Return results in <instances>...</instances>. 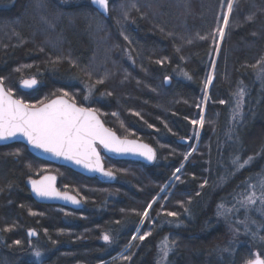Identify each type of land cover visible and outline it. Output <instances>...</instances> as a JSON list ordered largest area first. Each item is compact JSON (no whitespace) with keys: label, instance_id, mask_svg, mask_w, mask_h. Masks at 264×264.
<instances>
[{"label":"trees","instance_id":"trees-1","mask_svg":"<svg viewBox=\"0 0 264 264\" xmlns=\"http://www.w3.org/2000/svg\"><path fill=\"white\" fill-rule=\"evenodd\" d=\"M124 1L135 8L129 24L122 19L116 24L113 15L107 21V32L120 50L115 59L119 69L111 81L97 86L96 96L104 95L102 102L94 105L81 98L77 102L103 115L120 113L133 138L155 149L156 163L110 161L127 173H119L115 184L106 185L45 164L22 145L0 147V246L8 248L6 262L160 264L158 247L167 239L175 243L165 264H245L251 258L249 242L224 255L217 253L226 233L215 212L226 192H240L243 182L260 174L264 166V157L259 158L264 154V78L257 76L264 67V0L111 3ZM230 2L233 11L219 49L217 28L223 27ZM89 11L97 13L86 0H0V78L16 83L21 72L17 69L28 66L25 74L50 92L75 91L86 84L94 71L91 59L100 26L90 21ZM56 47L67 56L59 64L47 59ZM213 68L199 153L186 162L190 149L182 141H195L198 128L192 121L201 116L205 83ZM240 89L247 94L241 114L233 119ZM109 119L105 125L117 132ZM249 156L253 159L238 168ZM26 162L59 170L64 181L58 188L66 186L82 201L83 209L36 203L27 188ZM178 168H182L179 182L170 184ZM220 185L224 186L218 191ZM145 210L147 218L138 215ZM167 212L178 215L170 217ZM257 223L264 242V215ZM3 225L12 230L4 232ZM31 229L38 241L34 249L28 246ZM148 232L151 235L140 241L138 237ZM105 233L112 243L102 240ZM16 241L20 244L14 245ZM38 249L42 255L35 261L31 256ZM259 253L264 258L260 247Z\"/></svg>","mask_w":264,"mask_h":264},{"label":"snow or ice","instance_id":"snow-or-ice-1","mask_svg":"<svg viewBox=\"0 0 264 264\" xmlns=\"http://www.w3.org/2000/svg\"><path fill=\"white\" fill-rule=\"evenodd\" d=\"M101 13L107 14L109 12V0H89ZM233 11V3L227 4V12L231 14ZM125 16L127 14L125 13ZM252 19V17H248ZM228 25V18L225 16L223 20L224 27L217 28V34L220 40H223L225 32L224 28ZM206 39V37H200ZM127 39V37H125ZM190 42V41H189ZM157 63H163L162 60H158ZM257 67V66H253ZM20 69H17L19 71ZM188 79H191L187 73L184 74ZM261 77H264V71L260 73ZM170 79V78H169ZM103 81H97L102 83ZM211 83V77L206 81L205 87ZM37 84L35 79L23 81V85L26 88H32ZM244 90L240 89L236 93L237 102L234 109L233 119H236L240 115L241 105L244 98ZM64 97L68 96V93L63 94ZM223 103V101H221ZM115 115V114H114ZM138 115V114H137ZM193 124H199L201 127L204 125V119L201 117L198 121H192ZM22 136L27 139L28 143L34 148L42 149L44 152L51 153L57 157H63L66 160L72 161L75 164L82 165L84 168L93 172H100L104 176L112 177L111 171H105L103 165L100 162L99 153L96 151L95 144L99 142L112 152H133L140 156H143L149 161H153L156 158L154 150L147 145L136 144L132 141L120 140L115 133L105 128L98 116L96 110L91 108L77 107L75 103H70L63 97L53 100L51 103L37 108L34 105L24 103L22 100L13 99L11 90H6L4 87V80L0 78V141H7L17 136ZM192 151H195L193 149ZM13 155H19L14 153ZM189 152L187 156H190ZM253 157L249 156L246 161L238 164V168H243L245 164L249 163ZM177 172L180 171L178 168ZM52 178H46L47 181H51ZM179 179V177H177ZM32 191L38 197L41 198H60L71 203L79 205L81 203L75 196H71L68 193L58 192L53 185L45 181H32ZM261 196L259 199L264 203V178L260 181ZM255 187V185H252ZM256 194L253 192L247 196L246 200L242 201L244 204H255ZM155 203V201H153ZM148 209L152 207L149 204ZM32 215L37 213L33 212ZM143 218L148 217V211L145 210L142 213H138ZM167 216L176 217L178 214L175 212H167ZM119 223V221H117ZM29 235H36L35 232H29ZM151 232L140 235L138 238L140 241L150 236ZM105 243H112V237L105 233L102 237ZM133 240L137 239V236L132 237ZM16 244H20V241H16ZM55 243V241H53ZM174 241L165 239L160 246V264H165L168 259L169 252L172 251ZM36 258L41 257V252L36 251L34 253ZM125 259H131V257H125ZM246 264H264V259L260 258L257 254L255 259L246 261Z\"/></svg>","mask_w":264,"mask_h":264},{"label":"rangeland","instance_id":"rangeland-1","mask_svg":"<svg viewBox=\"0 0 264 264\" xmlns=\"http://www.w3.org/2000/svg\"><path fill=\"white\" fill-rule=\"evenodd\" d=\"M111 1L112 0H109V12L107 13L106 16L102 15V16H104L103 17L104 19L102 21V19L100 17L101 14L98 12V10L95 7H93V5L89 2V0H86V3L90 4L97 11V13H90V11H89V13L91 15L89 18L90 21L94 22L95 27H98L100 25L97 28L96 36H95L97 48L94 51L93 58L91 59L92 60L91 61L92 66L94 67V71H93L94 73L92 72V74H90V77H89L86 84L81 83L80 88L75 89V91H69L68 92V91L59 90V89L54 88V90L52 92H50V90L48 88H46L45 86H41L40 83L35 78L27 76L25 74L26 71L28 69H30V67L22 66L20 69L21 70L20 79L16 80V83L10 82V81L8 83H4L6 90H11V95L13 97H15L16 99L22 100L26 104L34 105L37 108L49 103L50 101H52L55 98L64 97L63 94L65 92L68 93V96L64 97V98H67L68 100H70L71 102H73L77 105L79 104L77 102V100L80 98H81V100L85 101L86 103L91 102V103H94V105L99 103V102H102L104 95L101 94L100 96H96L97 86L103 84L104 82L111 81L112 78L114 77L115 73L119 69V65L115 61V59L118 58V56H119L118 51H120V50H118V48L116 46H114L115 43H114L113 37H111L112 34H109L107 32L108 29L110 28L108 26V22H109L108 20L110 19V16L113 15V17L116 19L115 20L116 24H117V22L119 23V19H122L124 23L129 24V22L131 21L130 12H132V10L135 9L132 3L130 4L129 2H125V1L124 2H113V3H111ZM125 13L127 14V16H125ZM226 16H227V18H229L230 14H228V12H227ZM97 23H98V25H97ZM225 31H226V28H224V32ZM105 32H107V33H105ZM104 33H105V36H104ZM221 42H222V40H220V38H219V47H218L219 49H220ZM53 51L55 54L53 56H49L47 58L53 64L54 63L59 64V62H62L64 59L67 58V56L65 54H63V51H60L59 47H56L55 49L53 48ZM121 69L124 70V68H121ZM261 71H264V67L260 68L257 71V76H258L259 80L264 78V77L260 76ZM210 77H211V83L207 85V92H206V95H205V97L201 103V108H202L201 116L198 120H200L201 117H203V119L205 118L206 106H207V101H208L207 95H208V92H209L211 85L213 83V80H214V68L212 69V71L209 75V78ZM31 79H35L37 81L38 87L35 90H31L29 92L27 91L26 92L27 95H25L24 92H19L20 91V85L23 83V81L31 80ZM97 81H103V82L97 83ZM82 85H84V86L82 87ZM39 88H42L43 92L41 94L40 93L35 94L34 92L37 91V89H39ZM244 93H245V95L247 94L245 92V90H244ZM245 95H244V97H245ZM26 98L27 99H35L36 102L28 103L25 100ZM236 102H237V96L235 98V106H236ZM80 107H82V106H80ZM83 108H87V107H83ZM241 108H242V105H241ZM91 109H93V108H91ZM96 113L102 118L103 121H105V120L107 121V119L110 117V119H109L110 123H112L116 127V129H117L116 133L121 138L135 139V138H133L132 132L130 131L129 127L126 125V123L123 119V116L120 113H114L115 115L114 114H108V116L101 114L97 110H96ZM196 126L198 128V133L195 136V141L193 139H190L189 141H182V143L190 149L189 152H191V155L187 156L186 162L188 160H190L191 157L196 155V153H199V150H198L199 149V145H198L199 142L198 141L200 139V134H201L203 127H201L198 123L196 124ZM163 149H164V147L162 146L161 151ZM193 149H195V151H192ZM167 152H169V149H167ZM15 153H17V152H15ZM188 153H186L185 156ZM19 156H20V153H19ZM261 157H264V154L261 155L259 158H261ZM110 161L111 160L105 161V164L108 165L106 167L109 171H111L113 174H115L116 177L118 176L119 173H127V171H125V170L121 171L119 168L112 166L110 164ZM25 164H26V168L28 169V173L30 175L29 176L30 178L28 179V181L32 180V179L40 178L46 174L55 175L58 179V183H59V181H64V175L59 170H57V169L55 170V168H53V167H50V166L46 167V166H42L41 164H35V163H30V162H26ZM129 171H131V169ZM129 171H128V173H129ZM134 171H136V169H133V172ZM181 171H182V168L180 169L179 172H176V174L172 178L170 184L173 182L175 185L176 183L179 182V179H177V177H178L177 175ZM262 178H264V166L262 167V172L260 174L254 175V176H252L251 179H247L243 182V184L241 185L242 189L240 192H236V191L235 192H226L227 194L224 195V197L222 198V202L218 203V206L216 207L215 218L223 226L225 233H226L225 242L221 245V248H219V250L217 252L218 254L220 253L221 255H224V254L228 253L229 250L232 247H234L235 245L237 246V245H240L242 243L249 242L250 247H251V255H249L251 258L249 260L255 259L257 254L260 256V258L264 259L259 253V247H260V249L262 248V250L264 251V242L261 239V236H260L261 230L258 228L259 226L257 223V222L261 221V219L263 218V215H264V212H263L264 203H262L261 200L259 199V197L261 196V192H262L261 186H260V181ZM117 179H118V177H117ZM252 185H255V187H252ZM223 186L224 185H220L218 191H220V189L223 188ZM166 189H167V186L165 188H163V191L161 194L166 193ZM59 190L62 192L68 193L66 186H62V188L60 187ZM253 192H255V194H256V198H257L256 203L251 204V205L242 203V201L246 200L247 196L251 195ZM170 194L168 196H170ZM172 194H171V197H172ZM158 199H159V197H157L155 199V203L158 201ZM242 218H243V220L241 221ZM3 227H4L3 228L4 232H5V230L6 231L12 230L11 228L9 230L8 227L5 228L4 225H3ZM13 230H14V228H13ZM29 232H34V231L31 229L28 231L27 234H29ZM253 234H254V236H253ZM34 239H29V245L28 246H30L31 249L36 248V244L38 242L36 240V238H34ZM14 245H17V244L15 243ZM160 246L161 245H159V247H158L159 248L158 249V256L159 257H161ZM3 247H4V245L1 244L0 248H2L3 250L0 251V264H9V261L6 262V260L8 259V254L5 253V252H7L8 248L6 247V245H5L6 248L5 247L3 248ZM36 251L37 250H35L34 253ZM38 251H39V249H38ZM170 252H172V251H170ZM34 253H33V256H31V258H34L35 261H38L40 258L39 259L36 258ZM246 261H248V259ZM245 264H246V262H245Z\"/></svg>","mask_w":264,"mask_h":264},{"label":"water","instance_id":"water-1","mask_svg":"<svg viewBox=\"0 0 264 264\" xmlns=\"http://www.w3.org/2000/svg\"><path fill=\"white\" fill-rule=\"evenodd\" d=\"M93 7H95V6L93 5ZM98 12L100 14L104 15V16L107 15V14L101 13L99 10H98ZM37 87H38V83L32 88L24 87L23 83L20 85V89L22 91H26V92L27 91H31V90H35ZM59 98H61V97H59ZM13 99H16V98L13 97ZM56 99H58V98H55L53 100H56ZM64 99L68 100L67 98H64ZM52 101H50L49 103H51ZM68 101L70 103H73L70 100H68ZM49 103H47V104H49ZM43 106H41V107H43ZM76 106L80 107L77 104H76ZM96 115L98 116V118L100 119V121L102 122L104 127L109 129L105 125V123L102 120V118L97 113H96ZM109 130L111 132L115 133V135L120 140H127V141L135 142L136 144L147 145L148 147L152 148L154 150V152L156 153L155 149L152 146H150L149 144H147V143H145L143 141L136 140V139H124V138H121L116 132L112 131L111 129H109ZM12 145H22V146H24L27 149L28 153L33 158H35V159H37V160H39V161H41V162H43L45 164L71 170L72 172H74V173H76V174H78V175H80L82 177H85V178H88V179H95V180L99 181L102 184L108 185V184H115L116 183L117 177H116L115 174L112 173L113 174L112 177H107V176H104L100 172L90 171L89 169L84 168L82 165L75 164L74 162L66 160L63 157H57V156H55V155H53L51 153L44 152L42 149L34 148L31 144L28 143L27 139L22 137V136L18 135L17 137L9 139L7 141H0V147H7V146H12ZM95 148H96V151L99 153L100 162L103 165V168H104L105 171H109L107 169V167H106V164H105L106 160L117 161V162H136V163H141V164H144V165H147V166H152V165H154V163L156 162V159H157V155H156L155 160L149 161V160L145 159L143 156H140V155H138L136 153H133V152H112V151H109L108 149L104 148V146L102 144H100L99 142H97L95 144ZM46 178H52V179H51V181H47ZM32 181H45L46 183L50 182L53 185V187L58 192H61V193H65V192H62V191L59 190V188H58V179L53 174H46V175H44V176H42L40 178L29 180L27 182V188H28L33 200L36 203H38L40 205L55 206V207H60L62 209H69V210H82L83 209L84 205H83L82 202L79 205H76V204L71 203V201H66V200H63V199H60V198H56V197H53V198H41V197H38L35 194V192L32 191V183H31ZM68 194L71 195V196H75V195H73L71 193H68ZM77 199L79 200V198H77Z\"/></svg>","mask_w":264,"mask_h":264},{"label":"flooded vegetation","instance_id":"flooded-vegetation-1","mask_svg":"<svg viewBox=\"0 0 264 264\" xmlns=\"http://www.w3.org/2000/svg\"><path fill=\"white\" fill-rule=\"evenodd\" d=\"M28 235V237H29V239H34V238H36L35 237V235L33 236V235H29V234H27ZM37 236V235H36Z\"/></svg>","mask_w":264,"mask_h":264},{"label":"bare ground","instance_id":"bare-ground-1","mask_svg":"<svg viewBox=\"0 0 264 264\" xmlns=\"http://www.w3.org/2000/svg\"><path fill=\"white\" fill-rule=\"evenodd\" d=\"M36 236V235H35Z\"/></svg>","mask_w":264,"mask_h":264}]
</instances>
